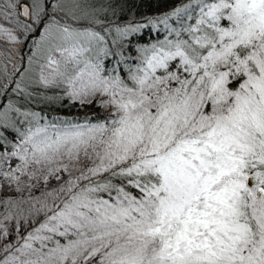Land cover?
I'll list each match as a JSON object with an SVG mask.
<instances>
[{
    "label": "snow or ice",
    "instance_id": "obj_1",
    "mask_svg": "<svg viewBox=\"0 0 264 264\" xmlns=\"http://www.w3.org/2000/svg\"><path fill=\"white\" fill-rule=\"evenodd\" d=\"M0 264H264V0H0Z\"/></svg>",
    "mask_w": 264,
    "mask_h": 264
}]
</instances>
